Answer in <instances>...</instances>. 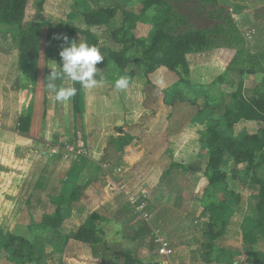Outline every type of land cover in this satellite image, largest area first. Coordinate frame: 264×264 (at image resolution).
<instances>
[{"label":"crops","instance_id":"0c3cea01","mask_svg":"<svg viewBox=\"0 0 264 264\" xmlns=\"http://www.w3.org/2000/svg\"><path fill=\"white\" fill-rule=\"evenodd\" d=\"M229 1L234 25L241 34L255 23L256 11H264V0ZM49 3L55 8V13H47L50 19L61 14L58 3ZM90 8L98 10L92 5ZM64 23L46 21L41 25L32 81L18 69L14 42L17 27L0 24V231L32 242L46 264H123L126 253L141 263L225 264V253L233 256V264H252L244 256L247 249L260 251L264 241L259 240L256 247L242 242V234L253 225L244 213L249 202L254 207L255 194L247 183L236 181L239 170L234 163H222L233 172L221 170L227 174L229 185L233 180L230 175L235 183L240 182L239 191H233L240 202H227L233 214L223 235L214 241L213 251L206 247L211 215H203L202 201L209 188V176L205 175L209 154L200 137L207 128V112L180 101L178 76L161 67L148 76L153 92L146 95L140 91L141 101L152 112L140 118L142 111L136 110L139 102L132 97L134 88L129 85L118 91L114 87L118 78L109 76L110 41L96 37L92 28L97 27H91L104 57L96 65L99 71L95 78L103 83L93 89L83 88V114H74L71 99L57 103L46 87L51 70H55L53 64H57L46 56L48 30L63 32L62 47L72 42L78 45L77 35H69L66 29L81 30L80 23ZM202 54L195 66L188 63L191 86H208L224 76L223 65L206 62ZM56 83L73 85L72 81ZM119 128L132 138L120 150L110 143L119 136ZM258 162L256 170L264 168V163ZM93 177L95 181L71 204L62 229L63 234L75 232L93 214L100 242L92 247L70 239L66 245L53 248V230L43 227L45 216L53 213L49 209L55 208L51 202L74 187H83ZM65 205L60 204L61 208ZM153 235L167 245L165 257L155 254ZM216 251H223L224 257ZM0 264H15L1 248Z\"/></svg>","mask_w":264,"mask_h":264},{"label":"trees","instance_id":"16d2710c","mask_svg":"<svg viewBox=\"0 0 264 264\" xmlns=\"http://www.w3.org/2000/svg\"><path fill=\"white\" fill-rule=\"evenodd\" d=\"M152 1L153 5H159L161 0ZM45 0H38L37 7L43 9ZM27 0H0V24L14 25L17 27V36L14 38L18 50V69L22 76L27 80H34L36 73V64L38 56L39 41L38 35L41 28L39 23L33 22L26 27L22 26L25 17ZM115 8H104L98 10H87L81 13L82 22L87 28L108 25L110 20L115 16ZM135 21L125 18L124 26L118 33L112 34L113 41L122 48L119 52H109V60L120 70H124L131 61L127 57L130 46L128 43L141 44L130 37V31L133 29ZM69 35L79 33L84 36L85 43L97 48L98 42L89 30L85 32L77 29L67 28ZM63 32L57 29H49L46 36V56L48 59H55L60 64L59 52L62 50L60 38ZM211 48V43L206 35L199 32H186L183 35L170 36L157 33L151 39V45L144 51L145 60L143 83L134 86L132 97L139 102L137 111H142L140 118L151 116L145 108V101H141L140 91L149 83L148 76L161 67L185 76V82L189 85V67L185 59L187 54L200 53ZM181 72V73H179ZM241 74V72H238ZM222 77L216 79L220 81ZM72 87L77 89L76 95L71 98L72 111L74 114L81 115L84 110V92L79 83L73 82ZM243 86L239 82L236 91L232 94L234 103L224 111L222 121L213 117L212 114L207 116V128L201 134L200 143L208 151V160L205 167V175L209 176V188L205 190V198L202 201L203 215L210 214L211 219L208 224V231L205 237L208 240L207 248L213 251L214 241L221 237L229 217L233 214L232 209L227 205L228 201L234 204L240 202L239 195L227 188V175L221 170V165L225 160H232L235 166L248 165L254 166L256 160L264 163L260 157L264 154V99L254 97L246 99L242 92ZM180 101L184 102L183 99ZM191 106H196L194 102ZM202 112V110H201ZM242 122H255L259 129L254 134L243 132L237 137L223 133V129L229 132L235 126ZM142 125V121L139 125ZM118 137L110 140L118 150L122 149L132 138L123 134L121 128L116 129ZM258 164V163H256ZM95 181L94 177L89 179L83 187H74L69 193L62 195L57 201H52L54 211L52 214L45 216L44 229L50 227L53 230V236L50 245L53 248L60 245L61 247L73 239L92 247L100 242L99 232L96 229L95 215H90L85 225L75 232L63 234V223L70 216V207L73 202H77L83 191ZM251 183L255 189L254 219L250 231L242 234V242L248 246H255L257 242L264 239V180L255 176L251 177ZM60 204H66L61 208ZM47 217V218H46ZM0 248L5 252L7 258L15 264H46L43 261L42 254L37 252L35 245L19 236L11 233L0 231ZM223 251H216V255L223 256ZM225 256V264H233V256ZM223 256V257H224ZM254 260L261 257V264H264V256L255 253ZM123 264H160V263H141L133 259L129 253L124 254Z\"/></svg>","mask_w":264,"mask_h":264},{"label":"rangeland","instance_id":"374dc122","mask_svg":"<svg viewBox=\"0 0 264 264\" xmlns=\"http://www.w3.org/2000/svg\"><path fill=\"white\" fill-rule=\"evenodd\" d=\"M49 1L53 4L58 3V5L61 6V14H55V16L53 14L54 17L50 19L47 13H55V8H53L50 3L49 5L47 4L48 0H45L43 4L44 8L47 5L45 8L46 10L38 9V0H27L26 18L23 25L26 27L33 22L42 25L46 21L51 23L54 22L55 24H59L60 22L72 24L80 23L81 30L78 31L85 32L90 28L84 27L85 24L83 25L82 23L81 13L90 10V5L95 9L115 8V16L110 20L109 24L92 28V31L95 33L96 37L103 38L105 41H110V50L119 52L122 47L113 41L111 38L112 34L118 33L124 26L126 17L135 21L133 29L130 31V37L135 41H139L141 44H127V46H130L127 57L131 61V64L124 70H120L109 60V76H116L118 79L121 76L129 77L131 89L134 88L136 84L143 83L144 51L151 45V39L154 35L162 33L170 36H178L186 32H199L206 35L211 43V48L200 53L187 54L185 56L187 63H193L192 66H195L197 62H201V60L198 61L196 58L201 57L200 54L203 53L202 55L206 62L219 61L223 65L224 76L220 81H214L208 86H191L190 82L189 85L184 83L185 76H183L182 79L181 76L179 77V75L175 73L179 79L176 90L179 99H183L189 105L191 102H194L197 109L206 111L208 115L211 113L213 117H216L220 121H222L225 109L234 103L232 94L236 91L239 82H241L243 86L242 94L244 98L248 100L254 97L264 99V11L262 10L256 11L255 23L247 28L246 33L241 34L237 31L233 21L234 16L229 11V3H231L229 0H161L159 5H153V2L148 0ZM235 4L237 7L241 6L240 3L236 2ZM76 35L77 36L74 38L77 39L76 41L78 44L83 43L84 39L81 34L76 33ZM98 41L97 39V42ZM239 71L241 74L238 73ZM232 77L234 79L228 81L227 78L231 79ZM149 85L150 84L144 86L142 89L143 93L146 95H150L154 90L153 87ZM151 99H153V97ZM258 129L259 126L255 122H242L235 126L230 132L223 129V133L237 137L243 132L254 134ZM262 159H264V154L260 157V160L263 162ZM225 161L226 163L233 164L232 160ZM225 165L222 164V170H225L227 173L233 172L231 171L233 170L232 167ZM256 168L257 167L251 165L236 166V169L240 171H238L239 175L236 176V181L241 180L243 183H247L248 188L254 190V194L255 189L252 186L251 177L256 175L264 180V168L259 167L260 169L258 170H256ZM229 177L235 180V177L232 175ZM233 180L232 182L230 181L231 185H229V180L227 181V188L229 191H239L240 182H237V184ZM242 187L245 188L244 185H242ZM251 199L252 196L250 197V200ZM252 206L253 203L249 202L248 209L245 211L244 216L247 217V221L253 223L254 207ZM52 208L53 207L49 209V212H53ZM204 226L206 229L207 223L204 224ZM201 227L202 224L200 225V228ZM154 241L155 237L153 235L152 242L156 245L155 254H157L159 246H157ZM258 247L260 246L258 245ZM261 247L262 250L260 251L254 247H249L244 256L246 259L253 262L252 264L261 263V257H258L256 260H254L253 257L255 253L263 255L264 242L261 243Z\"/></svg>","mask_w":264,"mask_h":264},{"label":"clouds","instance_id":"9594fccd","mask_svg":"<svg viewBox=\"0 0 264 264\" xmlns=\"http://www.w3.org/2000/svg\"><path fill=\"white\" fill-rule=\"evenodd\" d=\"M65 44H68L67 38H64ZM61 64L57 68L56 63L47 80V90L50 94H54L53 99L57 103L68 102L76 95L75 87L58 86L56 81H72L79 83L84 89H93L103 83V80H97L95 77L98 73L96 65L100 63L104 57L99 49L95 46H89L87 43L72 42L66 47H62L59 52ZM129 86V77L121 76L115 81L116 90H124Z\"/></svg>","mask_w":264,"mask_h":264},{"label":"built area","instance_id":"2783aa9c","mask_svg":"<svg viewBox=\"0 0 264 264\" xmlns=\"http://www.w3.org/2000/svg\"><path fill=\"white\" fill-rule=\"evenodd\" d=\"M154 237V243L159 246V249L157 251L158 253L156 255L160 257H165L169 253V251L167 250V245L157 235H154Z\"/></svg>","mask_w":264,"mask_h":264}]
</instances>
